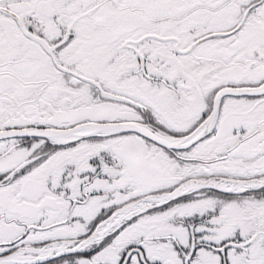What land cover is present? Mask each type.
<instances>
[{"label": "snow or ice", "instance_id": "snow-or-ice-1", "mask_svg": "<svg viewBox=\"0 0 264 264\" xmlns=\"http://www.w3.org/2000/svg\"><path fill=\"white\" fill-rule=\"evenodd\" d=\"M0 264H264V0H0Z\"/></svg>", "mask_w": 264, "mask_h": 264}]
</instances>
